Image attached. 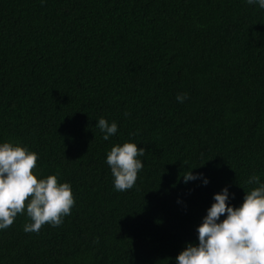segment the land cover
Here are the masks:
<instances>
[{
    "label": "trees",
    "instance_id": "16d2710c",
    "mask_svg": "<svg viewBox=\"0 0 264 264\" xmlns=\"http://www.w3.org/2000/svg\"><path fill=\"white\" fill-rule=\"evenodd\" d=\"M189 93L183 103L177 93ZM129 112L130 116L124 113ZM101 116L118 123L109 140ZM134 133V135H130ZM76 200L58 227L0 230V264H176L228 186L264 180V9L246 0H0V142ZM136 142V185L106 155ZM202 178L183 182L186 172ZM224 217L222 216L221 219Z\"/></svg>",
    "mask_w": 264,
    "mask_h": 264
},
{
    "label": "clouds",
    "instance_id": "9594fccd",
    "mask_svg": "<svg viewBox=\"0 0 264 264\" xmlns=\"http://www.w3.org/2000/svg\"><path fill=\"white\" fill-rule=\"evenodd\" d=\"M46 0H41L45 3ZM248 5L264 9V0H246ZM189 93H177L183 103ZM130 116L129 112L124 113ZM96 127L109 140L118 132V123L101 116ZM134 135V133H130ZM146 153L136 142L115 144L106 155L116 191L132 189L144 167ZM39 154L19 142H0V230L8 229L18 215H26L25 232H39L42 226L58 227L71 215L76 203L70 182L59 179L58 173L44 176L38 166ZM183 182L209 179L203 173L186 172ZM255 184L245 191L243 202L234 206L228 186L214 193V202L197 226L198 243L187 242L175 257L176 264H264V180L252 174L246 181ZM224 217L221 219V217Z\"/></svg>",
    "mask_w": 264,
    "mask_h": 264
}]
</instances>
